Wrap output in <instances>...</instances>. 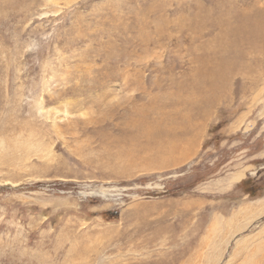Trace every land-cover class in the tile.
<instances>
[{
  "label": "rangeland",
  "instance_id": "374dc122",
  "mask_svg": "<svg viewBox=\"0 0 264 264\" xmlns=\"http://www.w3.org/2000/svg\"><path fill=\"white\" fill-rule=\"evenodd\" d=\"M0 264H264V0H0Z\"/></svg>",
  "mask_w": 264,
  "mask_h": 264
}]
</instances>
